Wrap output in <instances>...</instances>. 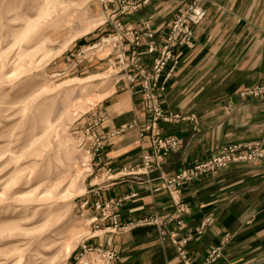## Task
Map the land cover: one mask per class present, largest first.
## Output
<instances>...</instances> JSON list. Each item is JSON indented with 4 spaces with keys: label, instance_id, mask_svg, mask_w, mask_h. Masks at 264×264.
I'll return each instance as SVG.
<instances>
[{
    "label": "crops",
    "instance_id": "obj_1",
    "mask_svg": "<svg viewBox=\"0 0 264 264\" xmlns=\"http://www.w3.org/2000/svg\"><path fill=\"white\" fill-rule=\"evenodd\" d=\"M184 1H155L121 19L128 30L149 25L154 31V38L144 39L140 50L145 66L151 67L159 57L163 31L184 9ZM197 1L207 17L195 28V46L175 52L177 70L161 96L166 111L195 117V121L160 123L162 137L178 138L179 147L159 157L150 135L141 137L148 122L144 99L125 80L112 83L98 108L106 119L101 131L106 147L95 162L98 179L92 181L91 190L102 191L106 201L135 195L119 211L124 223L173 212L170 195L155 191L162 175L188 169L227 144L261 143L264 148V99L239 96L247 87L264 84V0ZM96 4L92 7L99 14ZM150 44L158 48L156 52H147ZM144 155L156 159L151 182L147 177H123V169L137 168ZM182 199L190 213L184 217L187 229L181 236L193 237L188 246L192 264H201L217 247L224 248L217 264H264V161L232 165L203 178L185 187ZM208 219L209 226L199 236L198 229ZM114 242L119 264H183L156 226L135 227Z\"/></svg>",
    "mask_w": 264,
    "mask_h": 264
},
{
    "label": "rangeland",
    "instance_id": "obj_2",
    "mask_svg": "<svg viewBox=\"0 0 264 264\" xmlns=\"http://www.w3.org/2000/svg\"><path fill=\"white\" fill-rule=\"evenodd\" d=\"M89 3L0 0V264H84L112 235L96 204L114 199L91 190L106 147L98 108L117 79L139 87L143 47L135 58L129 41L101 44L127 15ZM153 171L122 174L149 183Z\"/></svg>",
    "mask_w": 264,
    "mask_h": 264
},
{
    "label": "built area",
    "instance_id": "obj_3",
    "mask_svg": "<svg viewBox=\"0 0 264 264\" xmlns=\"http://www.w3.org/2000/svg\"><path fill=\"white\" fill-rule=\"evenodd\" d=\"M101 3L109 9L111 6H117V11L122 15H129L137 12L142 7L160 0H100ZM184 9L180 11L169 24L167 30L163 31L162 45L159 50V57L155 60L151 67L144 64H134L136 75L130 77L132 84H139L136 94H141L144 99L145 112L148 122L141 137L150 135L153 149L159 155L164 151L175 150L179 147L180 142L176 137H162L160 123H180L182 121H195V117H185L178 113H172L165 110L161 96L166 91V86L170 77L176 70L178 62L175 60V52L181 47L193 48L195 46V28L199 26L207 17V11L203 9L197 0H185ZM118 31V37H106L102 40L103 45L118 44L124 46L125 41L131 42L135 47L133 56L138 57L137 49L143 47L144 39H153L154 31L149 25L140 30H126L122 23L115 26ZM100 44V45H101ZM99 45V46H100ZM157 48L154 44L147 47L148 53H154ZM172 64V66H171ZM169 70L167 77L164 79V73ZM239 96L245 100L264 99V84L247 87L240 91ZM96 141L100 139L96 136ZM98 150L102 149V145H98ZM264 161V148L261 143H243L231 144L222 147V149L213 157L195 163L192 167L181 172L171 175L161 176V185L155 191H165L172 199L174 210L168 215H151L131 223H123L120 220L119 211L121 207L129 199L134 196H123L120 199H114L106 203L104 207L97 202V208L102 209L103 213L108 212V219L112 221L113 227L110 229L112 235L105 245L91 249L89 256L83 259L84 264H116L121 257L114 248V238L122 233L132 231L139 226H156L159 228L161 239L171 242L183 264H192L188 246L192 241V235H183L187 229L184 217L190 213V208L182 199V190L203 178L217 174L223 169L232 165L251 164ZM156 159L151 155H144L142 166L132 168L130 171L125 169L126 175L150 173L154 169ZM100 197V195L98 196ZM112 208V213L109 209ZM211 220L208 219L198 229V235H204ZM224 255V248L217 247L201 264H217Z\"/></svg>",
    "mask_w": 264,
    "mask_h": 264
}]
</instances>
